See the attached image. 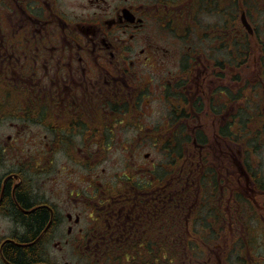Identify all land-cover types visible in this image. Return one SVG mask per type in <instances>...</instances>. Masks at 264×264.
Here are the masks:
<instances>
[{
  "label": "flooded vegetation",
  "instance_id": "obj_1",
  "mask_svg": "<svg viewBox=\"0 0 264 264\" xmlns=\"http://www.w3.org/2000/svg\"><path fill=\"white\" fill-rule=\"evenodd\" d=\"M262 67L264 0H0V264L133 253L120 245L158 228L171 240L176 222L189 236L192 219L223 244L184 249L183 264H264V163L252 158L264 149ZM248 124L256 136L241 134ZM174 142L183 168H165L162 184L150 153L144 171L120 167L122 144L131 159L135 143ZM110 144L116 175L94 162ZM236 224L247 236H232ZM19 248L30 261L11 259Z\"/></svg>",
  "mask_w": 264,
  "mask_h": 264
},
{
  "label": "trees",
  "instance_id": "obj_2",
  "mask_svg": "<svg viewBox=\"0 0 264 264\" xmlns=\"http://www.w3.org/2000/svg\"><path fill=\"white\" fill-rule=\"evenodd\" d=\"M159 150H162L166 152L162 156V159L157 162V167L155 170L156 174V182L158 184L164 183V175H165V168H171L172 170L177 169L180 170L183 168V158L185 157V145L181 143H172V144H163V146L160 145L158 148ZM204 170H207V167H205ZM207 173V171H205ZM199 172L193 174L198 175ZM203 178V176L200 177V179ZM199 179V182L202 183V181ZM139 178L133 179L134 183L139 184L140 183ZM179 184H182L183 182L178 181ZM181 196L179 195H173L172 202L173 205L180 204ZM162 203L158 206V217L161 215L159 213V209L161 208ZM177 208V207H176ZM175 213V212H174ZM35 218L33 221L31 218H29L30 223H36L38 222L37 226L41 224V221L43 219V216L39 217H33ZM162 220L166 219V213L163 214L161 217ZM174 218V219H173ZM170 220H175L176 217H173ZM168 220V219H167ZM177 220H180L177 218ZM181 221V220H180ZM196 220L192 219L189 223V236H185L183 230H182V224L180 222H176L172 224V231L173 235L170 240L168 237H164L163 234H160V229L157 230V238L155 240L149 239L146 237H141V239L138 240H128L125 241L123 245H120V249L124 247V249L130 248L133 250L136 248L137 250H133V253H128L126 251L123 254L116 253V249L113 250V253L110 255H106L103 257H106L109 260V264H183V256H184V249L193 250L196 252L197 248H202L204 243H210L212 239H209L207 237L201 238L198 237V233L196 230ZM198 222V221H197ZM168 226V225H167ZM169 227V226H168ZM164 231V230H162ZM161 231V232H162ZM115 246V245H114ZM116 247V246H115ZM144 247L146 249L142 250L141 248ZM152 247H155L156 252L155 254L152 251ZM133 248V249H132ZM172 248L173 252H168V249ZM148 251V253H147ZM150 251V254H149ZM193 254V253H192ZM194 255V254H193ZM33 253L31 251H23L22 249H15L14 251H11L10 257L15 262H26L30 261L33 257Z\"/></svg>",
  "mask_w": 264,
  "mask_h": 264
},
{
  "label": "rangeland",
  "instance_id": "obj_3",
  "mask_svg": "<svg viewBox=\"0 0 264 264\" xmlns=\"http://www.w3.org/2000/svg\"><path fill=\"white\" fill-rule=\"evenodd\" d=\"M262 69L264 70L263 67H262ZM254 77H257V76H254ZM263 77H264V75H263ZM254 83H255V85H257V82H254ZM263 86H264V83L258 82V87L262 88ZM258 91H259V89H258ZM259 100H260L259 98L254 97L253 102L251 104V108L255 107V105L259 102ZM251 108H249V105H248V111L250 114L252 113L249 110ZM157 111H161L160 106L157 107ZM254 127H255V124L253 125V127H250L248 124L246 129L245 128L242 129L241 134L246 136L247 138L256 136V129L252 130ZM158 130H159V128L157 129V131ZM110 145L111 146L109 147L108 151L107 150L103 151V152H107V154L105 155V158L94 160V162H97V164H98L97 170L104 169L105 173H107L108 175H111V174L116 175L119 173V162H118V157H117V153L119 152V150H118L119 145H117V144H110ZM123 145L126 147V149H129L131 147L129 144H122L120 146V167L122 166V163H124V169H127V165H131L130 167L134 166L135 169L133 170V172L138 173L140 171H144L145 167H148V160H145L143 163H140L141 161H143V156H142L143 153L142 152L150 153V155L156 159V162L161 160L162 156H163V153H161L162 150L158 149L161 145L159 143L155 145V149H154L153 144H150V143H135V144H133L134 146H137V148H135V150H138L141 154L138 157H132L131 156V159H128L129 153L126 150H125L124 155L122 154V146ZM161 146H163V145H161ZM132 149H133V147H132ZM93 150L96 152H101L103 149H101L100 145L99 146L93 145ZM259 152H260V154L258 155V157L256 154L252 158H253L254 162H256V159L258 158V160L260 162L264 163V149H260ZM209 153H210V157L212 159V163L215 164L216 167H218L217 164H220V166H221L222 161H225V159L222 158V160H220L218 162V158L214 157L216 154L211 153V151ZM107 155H109V156L107 157ZM125 156H127V157H125ZM76 162H77L76 168H77L78 173H83L86 165L83 162H80L78 160ZM224 163L226 164V162H224ZM263 167H264V165H263ZM232 175L234 177H231ZM232 175H225L226 180L229 179V177L233 178L231 180V182L229 183L231 187H233L234 182L236 183L237 186L240 183H241L240 185L244 184V180L242 177L236 178V176L234 174H232ZM237 186L234 188V190L237 189ZM205 191H207V188ZM207 192L209 195L208 198H210V199H212L214 196H216L213 189H211V188H209V190ZM227 216H228V214H226V217ZM236 228L237 229L235 230V234H232L233 237L234 236L239 237V236H244V235L247 236V234H246L247 231H246V228L243 224H236ZM219 244H223V241H220L219 243L215 242V241H211L209 243V247H211V249H212L211 254H212L213 250H215V248H217V246H219ZM66 251L67 250H65L64 252H66ZM81 252L82 251L62 253V254H60V259L62 260L63 263H64V261H69L71 264H109V260L106 257H103L102 254H101V256H99V255L98 256H89L88 254L81 256V254H82ZM63 263H61V264H63Z\"/></svg>",
  "mask_w": 264,
  "mask_h": 264
}]
</instances>
